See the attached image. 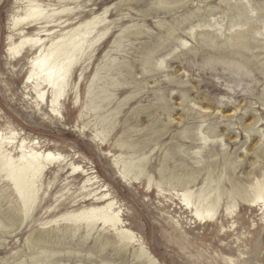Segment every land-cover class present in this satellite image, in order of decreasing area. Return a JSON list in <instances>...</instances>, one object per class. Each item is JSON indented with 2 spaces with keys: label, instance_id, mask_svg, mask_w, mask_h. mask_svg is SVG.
Segmentation results:
<instances>
[{
  "label": "rangeland",
  "instance_id": "374dc122",
  "mask_svg": "<svg viewBox=\"0 0 264 264\" xmlns=\"http://www.w3.org/2000/svg\"><path fill=\"white\" fill-rule=\"evenodd\" d=\"M14 3L0 0V125L67 162L35 184V202L19 225L16 196L0 182V264H149L138 246L113 233L64 221L105 205L89 198L101 187L117 203L124 229L159 264H264V212L244 201L255 180H264V138L244 131L259 119L264 136V0H72L69 29L100 23L59 116L25 88L29 55L15 64L6 53ZM199 132H215L217 140L203 145ZM255 144L262 148L257 158ZM123 163L144 166V173L126 181ZM198 166L204 171L188 185L192 199L201 188L221 195L217 219L204 225L176 196L187 170Z\"/></svg>",
  "mask_w": 264,
  "mask_h": 264
},
{
  "label": "bare ground",
  "instance_id": "6f19581e",
  "mask_svg": "<svg viewBox=\"0 0 264 264\" xmlns=\"http://www.w3.org/2000/svg\"><path fill=\"white\" fill-rule=\"evenodd\" d=\"M71 1L57 0L59 8L52 9L56 6V4H52L56 0H15L16 10L9 21L10 35L7 37L6 50L8 58L17 64L20 62V58L29 55L30 58L27 63L29 75L24 83L25 88H29L28 93L35 97L37 106H40L41 109L49 103L51 105L50 113L55 116H59V106L64 97L69 79H71L74 72L73 69L81 61L85 52L95 44V40L89 41V37L92 35L94 26L100 23L95 22L96 20L94 21L93 19L69 29L68 27L73 25L71 23L73 22V12L72 8L69 7ZM62 17H65L66 20L62 21ZM56 28H58L57 32L54 31ZM193 38L195 39L196 36H193ZM162 64L159 63V66ZM196 104L194 102L193 106ZM198 108L207 112L211 109L207 106L204 108L198 106ZM212 112L214 113V111ZM222 117L231 118L230 115ZM258 122L259 119H256L246 124L244 131L249 136L250 133H258L260 138H264L259 133L260 130L256 128ZM198 131L202 130L199 128ZM205 131L215 130L209 127ZM198 134L200 135L199 140L203 145L209 143V141L215 142L218 137L215 132L205 133L206 135L201 132ZM222 141L220 140V142ZM259 149L256 144L251 149L252 154L256 158L258 157L259 153L257 154V152ZM259 152L260 154H264V150ZM195 153L199 154L200 152ZM212 156L211 154L209 155V157ZM66 162V159L62 155L50 150L40 141H30L28 138H23L20 134L16 133L13 127H2L0 125V182L9 187L12 191L11 195L16 196L15 199L19 206L18 213L15 219H13V224L19 225L26 219L29 209L34 204L37 196L35 184L40 182V179L46 174L50 173L54 165L61 167ZM194 163L197 166L200 164V160H194ZM254 163H250V166H253ZM199 167L196 170L189 168L187 172L185 171L187 174L186 179H189V181L185 182L187 186H184L185 188H182L183 190L176 196L180 198L185 210L190 211L192 218L204 225L212 223L217 219L221 195L218 193L219 188L209 192H205L204 188H201L196 199H192L193 193L188 185H193L204 171L203 167ZM71 168L76 174L83 173V169L79 166L71 165ZM121 171V175L126 181L138 180L139 176L144 173V166L132 168V165L123 163ZM133 171H136V173L132 174ZM130 174L133 176L130 177ZM251 174L252 172L250 171L247 173V176H251ZM207 180L208 177L204 179V185ZM91 181L93 180L87 179L85 184H90ZM253 189L252 199L244 200L245 204L251 208L258 206L260 211L264 212V180L260 181L256 179ZM90 197H93L94 204L105 203V205L94 206L85 211L68 215L64 218V221L77 224L78 227L85 226L89 231L99 226L103 230L113 233L121 242L126 243L127 246H138L140 255L145 257L149 264L160 263L157 262L147 247L144 246L133 232L124 229L125 226L123 225L122 215H120V211L118 210L119 207H117L114 199H111L107 188L101 187L99 192L97 191L93 195H89ZM43 237L44 234H38L39 240ZM224 247L222 248L223 250H225ZM228 251L232 250L228 249ZM227 264H231V262Z\"/></svg>",
  "mask_w": 264,
  "mask_h": 264
}]
</instances>
